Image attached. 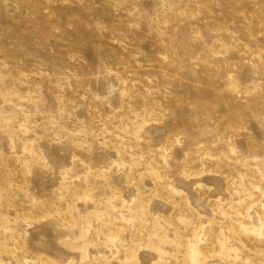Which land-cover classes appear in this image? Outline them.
<instances>
[{"label": "rangeland", "instance_id": "rangeland-1", "mask_svg": "<svg viewBox=\"0 0 264 264\" xmlns=\"http://www.w3.org/2000/svg\"><path fill=\"white\" fill-rule=\"evenodd\" d=\"M0 264H264V0H0Z\"/></svg>", "mask_w": 264, "mask_h": 264}]
</instances>
